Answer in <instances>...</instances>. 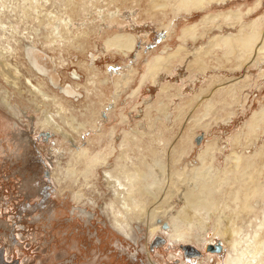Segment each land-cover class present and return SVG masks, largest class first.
Wrapping results in <instances>:
<instances>
[{
	"label": "rangeland",
	"instance_id": "rangeland-1",
	"mask_svg": "<svg viewBox=\"0 0 264 264\" xmlns=\"http://www.w3.org/2000/svg\"><path fill=\"white\" fill-rule=\"evenodd\" d=\"M152 1L0 0V99L6 97L14 109L0 101V247L8 260L194 264L179 248L187 242L199 248L202 259H211L205 264H217L223 250L205 252L209 242L223 249L215 231L237 226L249 231L262 217L264 122L252 134L247 125L264 107V62L249 59L240 69L216 70L211 67L217 52L205 57L211 67L201 72L188 61L194 49L238 32L242 24L264 31V0L211 3L200 11H186L189 6L178 7L175 0H162L166 9H154ZM209 15L220 16L203 21ZM117 33L134 37L131 52L104 47V40ZM178 47L182 51L174 60L155 67L158 55ZM25 78L41 86L48 100L31 94ZM104 78L107 83L101 85ZM229 85L238 91L234 98L223 92ZM207 98L213 107L203 115ZM59 111L84 128L62 122ZM153 148L163 164L153 167L148 179H156L153 193L142 199L141 212L135 208L131 214V238L126 239L112 228L105 206H121L120 182L126 183L125 175L134 174L135 167L143 168L141 162H150ZM232 152L260 153L257 190L249 202L253 208L236 214L228 201V207L220 202L208 213L187 206L184 193L195 187L196 170L198 180L203 174L212 182L227 178L220 187L229 190L236 172ZM152 231L164 243L150 248Z\"/></svg>",
	"mask_w": 264,
	"mask_h": 264
},
{
	"label": "bare ground",
	"instance_id": "bare-ground-1",
	"mask_svg": "<svg viewBox=\"0 0 264 264\" xmlns=\"http://www.w3.org/2000/svg\"><path fill=\"white\" fill-rule=\"evenodd\" d=\"M175 1L177 2L176 6H178V7H184L185 5H188L189 9H187L186 11H188L190 9L200 11L204 7L208 6L211 3L224 4L226 1H234V0H175ZM73 5H76V3H74ZM167 5L168 4L162 0H154L151 3V6L154 9H162L163 10V9H166ZM230 14H232V13H230ZM237 15H238L237 12L233 13V16H237ZM219 16L218 15H216V16L215 15L205 16L203 18V21H206V20L212 21V20L217 19ZM190 29H192V28H186L184 30V32H187ZM134 42H135V39L133 36H131L129 34H124V33L123 34L117 33V34L112 35L111 37L106 38L104 40L103 45L106 49H108V47L114 46L115 48L119 49L123 55H125V53L131 52L133 50ZM180 51H182V48L178 47L175 51L169 52V54L165 55V57L158 55V57H156V61L158 63H157V65L155 64V67L165 66V64H167L165 62H168L172 59L174 60V58L179 55ZM217 52L221 53L218 58L216 57ZM110 53H112V52H110ZM188 54L189 53H185L184 56H187ZM210 55H213V56L216 55L215 56L216 57V59H215L216 66L211 67L210 65H207L205 63L206 62L204 60L205 57L210 56ZM184 56H182V57H184ZM192 56H193V59L188 61V65H191V64H195L196 66L198 65L197 67L201 72H204L206 69L207 70L210 69V67L212 69H216V70H218V69L222 70L225 68H228L229 70L230 69L234 70V69H238V68L240 69V67L244 63L246 64V62L249 61V59L251 61H254V63L256 65H259L260 63L264 62V31L260 32L259 30L254 28L251 24H242L239 27L238 32L215 36L209 40V43L206 46L194 49ZM233 60H235V64L233 66H230V68L225 66L226 63H230ZM15 80H19V78L17 77V79H15ZM31 80H32L31 78H25L24 79V83L30 87V89L28 91L31 92V94H33L34 96H36L37 94L41 95L42 98L45 101H47L49 98L47 93L42 90L41 86L33 85ZM12 81H14V80H12ZM106 83H107L106 78L101 79V81H100L101 85H104ZM218 84H219V82H218ZM117 86H118V84H117ZM233 89H234V85H229V87L227 89H224L225 91H223V92L225 93V95H228V97L234 98V96H235L234 92L236 90H233ZM160 90L164 91V90H166V87H162ZM85 91H86V88H85ZM204 92H205V89L202 90V93H204ZM236 92H238V91H236ZM0 101L6 109H8L12 112L13 108L9 105L6 97H1ZM191 103L192 102L190 101L187 103V105H189ZM161 106L164 108L163 103H161ZM203 107H204L203 115H206L208 109L213 107V104L210 102V98L206 99V102L204 103ZM163 108H160L159 110H157L158 112H160L159 114H161V112L165 111ZM64 116L59 111L58 118H60L62 120V122H67V123L69 122L71 127H73L75 130L76 129L79 130L81 128H84V125L81 123H78L76 118L70 117L67 119V118H65L66 116L65 117ZM149 120H150V122L148 124L152 126V118L149 117ZM196 122L198 123L199 120ZM261 122H264V107L258 109V111L253 113L249 119V123L247 125V128L249 129L251 134L254 133L255 128ZM140 134H142V137H143L144 133L141 132ZM246 135L247 134H245V136ZM133 140H135V139H133ZM149 150L150 151L148 154H150V157H151L150 162L149 163L141 162L144 165L143 168L140 169L139 166L137 165L138 167H135V173L134 174H128L127 173V175H125L126 178L128 179V181L126 183L122 184L119 181L120 186H121V188H119V189H121L120 190L121 193L119 192L118 198L117 197L116 198L121 200V206L116 208V207H113V205L111 203H109L105 206L104 212L106 213L107 219H109L112 228L117 233L121 234L126 239L131 238V236H130L131 231L129 232V227H130L129 226V220L131 219L130 218L131 214L135 212V210H134L135 208L141 209L142 203H143L142 199L144 197L153 193V192H151V188L153 185H155L156 179L154 177L153 181H151V182L148 181V179L152 175L153 167L161 166L163 164L161 152L159 150H156L155 148L149 149ZM232 153L234 154L232 169H235L236 172L234 173L233 181L229 186L230 187L229 190H227L224 193V191H222L223 189L220 187L222 182H224L227 178L226 179L223 178L222 180L218 179L217 182H212L213 178L211 179V176H209L208 174H203L202 178H199V180H198L197 176L200 174V172L198 170H196L192 175V179H194V181L196 180L195 187H193V189L185 191V193H184V197H185L184 202L186 201L187 206H189L190 208H193V209L202 208L205 211H207V213H208V211H211L212 209H215L217 206L221 205L220 202H223L224 206L228 207L226 204V201H228V202H231L232 204H234L235 207L237 208L236 214L240 213L242 211V209L243 210H246V209L251 210L253 208L249 202H250L251 198L255 195L256 190H257V187H256V185H257V177H256L257 171H256L255 165H256V160H258L257 158H258L260 153L252 154L250 156H245V157H242V155L236 154L234 152H232ZM203 159L204 158H201L202 162H203ZM201 166H202V164H201ZM230 168H231V166H230ZM263 168H264V166H263ZM226 171L231 173L232 170L228 169ZM217 177H218V175H217ZM240 203H241V207H240ZM138 212H136V213H138ZM134 214H133V216H134ZM134 217L136 218V216H134ZM137 220H139V219H137ZM241 229L242 228H239V226L233 227L231 229L220 227V229L218 231H215L214 236L218 237L223 243V249H222V246L220 244L221 251L217 254H220L222 252V250L224 253L221 262L217 263V264H264V212H263L262 217H259L256 219V222H255L254 226H252L251 230L243 231ZM155 232L152 231V233L150 235V240L154 236H156ZM177 235H178V233H177ZM225 235H227V236H225ZM150 240H148V241H150ZM186 241H187V239H186ZM213 243L209 242V244H213ZM187 244H189V243H187V242L179 243V245H187ZM196 249L199 250V248H196ZM200 255H201V252H200ZM180 256H181V254H180ZM171 258H175V256L171 255ZM209 259H210L209 257H205L204 259L201 258L200 260H193L192 262L194 264H205L204 261L209 262ZM146 264H156V263H154L148 259L146 261Z\"/></svg>",
	"mask_w": 264,
	"mask_h": 264
},
{
	"label": "water",
	"instance_id": "water-1",
	"mask_svg": "<svg viewBox=\"0 0 264 264\" xmlns=\"http://www.w3.org/2000/svg\"><path fill=\"white\" fill-rule=\"evenodd\" d=\"M42 136H44L45 138L48 136L47 133L42 134ZM158 243H164V239H162L159 236H155L151 242V244H149V247L151 248L152 245H157ZM180 250L182 251V254L185 258H189V257H198L200 256V252L199 250H197L196 248H194L193 246L190 245H181ZM221 251V246L219 242H216L215 244H207L205 247V252H209V253H219Z\"/></svg>",
	"mask_w": 264,
	"mask_h": 264
},
{
	"label": "flooded vegetation",
	"instance_id": "flooded-vegetation-1",
	"mask_svg": "<svg viewBox=\"0 0 264 264\" xmlns=\"http://www.w3.org/2000/svg\"><path fill=\"white\" fill-rule=\"evenodd\" d=\"M42 138L44 139L45 137L42 136ZM12 237H13L12 239L14 241H16L17 238L15 237V234ZM190 258L193 259V260L194 259L198 260V259H201L202 257L200 255L198 257H189L188 259H190ZM21 263L22 262L21 261H18L17 259H15V260H8L6 250L4 249V247L3 248L0 247V264H21Z\"/></svg>",
	"mask_w": 264,
	"mask_h": 264
}]
</instances>
